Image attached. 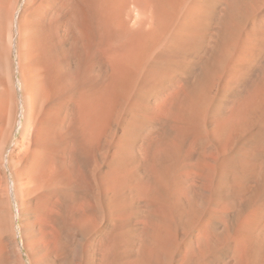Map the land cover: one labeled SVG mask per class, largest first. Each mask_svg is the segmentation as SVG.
Segmentation results:
<instances>
[{
    "label": "bare ground",
    "instance_id": "obj_1",
    "mask_svg": "<svg viewBox=\"0 0 264 264\" xmlns=\"http://www.w3.org/2000/svg\"><path fill=\"white\" fill-rule=\"evenodd\" d=\"M0 264H264V0H0Z\"/></svg>",
    "mask_w": 264,
    "mask_h": 264
},
{
    "label": "rangeland",
    "instance_id": "obj_2",
    "mask_svg": "<svg viewBox=\"0 0 264 264\" xmlns=\"http://www.w3.org/2000/svg\"><path fill=\"white\" fill-rule=\"evenodd\" d=\"M21 8H22V5H20V10H21ZM13 67H14V71H15V80H16V84H19V73H18V64H17V57H16V54H14L13 55ZM20 112H21V108H20ZM19 112V123H20V120H21V118H22V113H20ZM18 133H17V131L14 133V135H13V137L11 138V140H10V142H9V144L7 145V148L5 149L6 151V153H5V155H7L9 152H10V150H11V148H12V146L15 144V142H16V140H17V138H18ZM14 203H16L15 201H14V199H13V204ZM14 207H15V210H16V208H17V206H16V204H14ZM17 223H18V220H17ZM9 247L10 248H12V245H9Z\"/></svg>",
    "mask_w": 264,
    "mask_h": 264
}]
</instances>
